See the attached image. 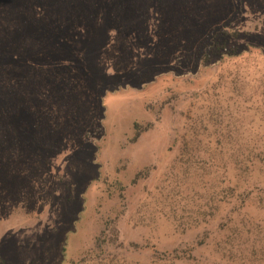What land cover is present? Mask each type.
Instances as JSON below:
<instances>
[{
    "label": "rangeland",
    "instance_id": "374dc122",
    "mask_svg": "<svg viewBox=\"0 0 264 264\" xmlns=\"http://www.w3.org/2000/svg\"><path fill=\"white\" fill-rule=\"evenodd\" d=\"M15 1L0 264H264V0Z\"/></svg>",
    "mask_w": 264,
    "mask_h": 264
},
{
    "label": "trees",
    "instance_id": "16d2710c",
    "mask_svg": "<svg viewBox=\"0 0 264 264\" xmlns=\"http://www.w3.org/2000/svg\"><path fill=\"white\" fill-rule=\"evenodd\" d=\"M32 5L26 2V0H16L13 6V10L17 14H30V12L33 10V6H37V3L42 4V9L45 13L43 15V22L45 24H50L49 19L50 18H57L59 14L62 12H65L69 9L78 10L83 3H93V0H31ZM118 3V1H117ZM8 5V4H6ZM32 18H34V14L30 15ZM15 18L11 20L9 12L7 15V9L5 5H0V48L8 46V40L9 37L15 36L17 34L16 32L19 31V33L22 31V24L19 22L17 23ZM223 41H217L215 43V47L219 50H228L227 48V39H222ZM4 105V94L0 96V107L3 109ZM2 129V126L0 124V130ZM5 139L0 138V147L4 146Z\"/></svg>",
    "mask_w": 264,
    "mask_h": 264
}]
</instances>
